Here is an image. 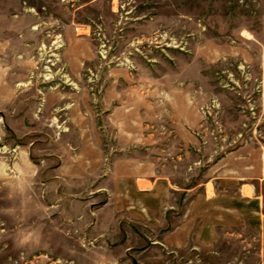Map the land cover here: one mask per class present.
Wrapping results in <instances>:
<instances>
[{"label":"rangeland","instance_id":"obj_1","mask_svg":"<svg viewBox=\"0 0 264 264\" xmlns=\"http://www.w3.org/2000/svg\"><path fill=\"white\" fill-rule=\"evenodd\" d=\"M0 28V264H258L204 230L264 167V0H0Z\"/></svg>","mask_w":264,"mask_h":264},{"label":"crops","instance_id":"obj_2","mask_svg":"<svg viewBox=\"0 0 264 264\" xmlns=\"http://www.w3.org/2000/svg\"><path fill=\"white\" fill-rule=\"evenodd\" d=\"M18 57L17 43L15 42L13 45L8 37H3L2 28H0V108L3 109L7 107V101L3 98V94H6L8 87H12V84L7 81V79L12 76L11 62L13 60H17ZM3 130L4 124L0 120V141L3 139L4 134L6 135V132L4 133ZM0 155L1 158V152ZM1 164L2 162L0 159V173L3 171ZM250 168V172H243L240 177L236 178L235 181L237 184H224V186L235 188L237 193L235 197H230L225 200L223 197H220L219 212L212 213V215L210 213L208 216L209 218L207 219L208 221L213 222V224H209L207 226L208 231L205 228V230H203L212 234V228L216 230V226H218L217 228H220L218 236L222 235L225 237H242L243 233L236 231L237 226L239 228H243V232H245V230L251 231L250 235L253 236V238L256 237V239H258L257 253L262 256V259L258 262V264H264V167L263 169H260L258 164H256ZM253 168L256 170L253 171ZM210 199L211 198H207V201H211ZM223 201L226 204H223ZM214 222H218V224H215ZM222 231L223 233L220 234ZM215 233L216 231H214V234ZM214 234H212L213 237L216 236ZM176 235H178L176 231L171 234V236ZM206 243L207 242H205V244ZM249 245L251 244H248L246 247L248 252H253L252 246ZM204 246H207V244ZM195 264L212 263L198 262Z\"/></svg>","mask_w":264,"mask_h":264}]
</instances>
